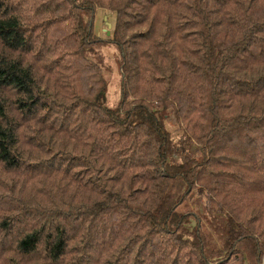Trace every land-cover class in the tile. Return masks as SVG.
Segmentation results:
<instances>
[{"label":"trees","instance_id":"obj_1","mask_svg":"<svg viewBox=\"0 0 264 264\" xmlns=\"http://www.w3.org/2000/svg\"><path fill=\"white\" fill-rule=\"evenodd\" d=\"M263 255L264 0H0V264Z\"/></svg>","mask_w":264,"mask_h":264},{"label":"rangeland","instance_id":"obj_2","mask_svg":"<svg viewBox=\"0 0 264 264\" xmlns=\"http://www.w3.org/2000/svg\"><path fill=\"white\" fill-rule=\"evenodd\" d=\"M113 17L107 15L105 11H98L93 16L92 28L98 37L106 40V30H111ZM109 34V33H108ZM90 58L96 60L103 69V76L108 84L107 105L115 107L119 103L121 94V74H120V57L116 46L105 44L101 49L90 54ZM169 129L173 134V139L178 142L181 132L175 126L170 125Z\"/></svg>","mask_w":264,"mask_h":264},{"label":"built area","instance_id":"obj_3","mask_svg":"<svg viewBox=\"0 0 264 264\" xmlns=\"http://www.w3.org/2000/svg\"><path fill=\"white\" fill-rule=\"evenodd\" d=\"M260 264H264V255L261 258Z\"/></svg>","mask_w":264,"mask_h":264}]
</instances>
